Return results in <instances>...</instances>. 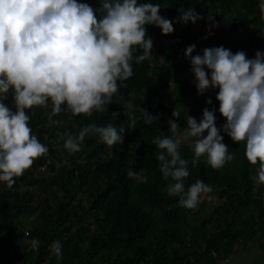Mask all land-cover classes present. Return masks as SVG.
Segmentation results:
<instances>
[{
	"label": "trees",
	"instance_id": "obj_1",
	"mask_svg": "<svg viewBox=\"0 0 264 264\" xmlns=\"http://www.w3.org/2000/svg\"><path fill=\"white\" fill-rule=\"evenodd\" d=\"M78 2L97 9L102 0ZM261 2L138 0L159 4V14L173 21L174 32L163 35L160 28L146 25L153 41L151 59L133 64L134 75L107 105L108 112L86 117L62 111L50 124L47 114L51 101L47 107L25 110L32 134L48 147V153L32 166L46 162L48 171L34 177L30 167L14 178L11 187L0 181V264H12V257L21 258V264H219L220 258L242 249L243 242L257 241L264 248V185L257 186L250 179L256 176L259 164L247 160L243 142H234L221 129L223 143L235 159L220 169L208 165L206 155L192 167L194 138L181 143V157L189 160L190 169L186 189L198 179L213 188L202 194L195 209L182 207L178 197L168 196L171 181L162 178L156 159L160 149L152 144L157 136L172 135L167 121L175 119V109L180 113L178 134L187 130L188 115L199 121L205 107L216 109L222 119L218 128L226 123L218 110L219 89L197 94L184 52L192 44L195 50L223 46L233 53L244 51L249 59L258 50L264 52ZM180 7L193 8L203 19L195 24L178 22ZM141 95L145 96L143 101ZM208 98L211 105L206 104ZM126 101L136 109L137 122L134 130H125L122 144L109 147L91 137L85 139L79 152L69 153L64 148L65 133L78 135L82 127L93 122L100 126L126 122ZM0 102L15 110L13 90L7 99L0 94ZM138 106L159 115V121L145 124ZM112 112L119 114L115 120ZM130 169L147 176V183L129 178ZM34 198L38 199L35 207L31 205ZM35 238L44 245L60 241L63 258L58 261L54 254L47 260L48 250L41 245L29 249Z\"/></svg>",
	"mask_w": 264,
	"mask_h": 264
},
{
	"label": "clouds",
	"instance_id": "obj_2",
	"mask_svg": "<svg viewBox=\"0 0 264 264\" xmlns=\"http://www.w3.org/2000/svg\"><path fill=\"white\" fill-rule=\"evenodd\" d=\"M259 7L264 15V0ZM160 8L159 4L138 0H102L97 9L78 0H0V94L7 99L12 89L15 106L13 110L0 102V181L11 187L14 178L48 153V147L32 134L26 109L47 107L51 101L47 114L50 124L62 111L86 117L108 112L107 105L134 75L133 64L151 59L153 41L146 25L160 28L163 35L174 32L173 21L161 16ZM178 11V22L183 24L203 19L193 8L180 7ZM195 49V44L187 46L184 55L191 62L197 94L218 88V110L226 123L218 128L216 109L205 107L199 121L188 115L187 130L178 134L180 113L175 109V119L167 121L172 135L152 140L160 149L156 159L162 178L171 181L168 196L178 197L179 205L188 209H195L202 194L213 191L200 179L185 187L189 160L181 157L179 148L188 138H194L192 167L206 155L207 164L220 169L235 159L223 143L222 129L234 142L244 143L247 160L259 164L256 176L250 179L257 186L264 185V52L258 50L249 59L244 51L233 53L223 46L206 47L202 54L193 55ZM137 50L142 54L136 55ZM144 98L140 96L142 101ZM206 104H212L211 98ZM123 107L126 122L103 126L93 122L82 127L78 135L65 133L64 148L69 153L79 152L85 139L91 137L109 147L122 144L125 130H134L137 122L132 102L126 101ZM138 108L145 124L159 121V115ZM111 115L115 120L119 114ZM127 176L147 183V176L140 171L130 169ZM38 243L30 241L33 249ZM52 250L58 261L63 258L60 241L52 243Z\"/></svg>",
	"mask_w": 264,
	"mask_h": 264
},
{
	"label": "rangeland",
	"instance_id": "obj_3",
	"mask_svg": "<svg viewBox=\"0 0 264 264\" xmlns=\"http://www.w3.org/2000/svg\"><path fill=\"white\" fill-rule=\"evenodd\" d=\"M202 50H195L193 55L196 53H201ZM188 62L191 64L190 60L187 58ZM187 109V108H186ZM216 116V126L222 123V119L219 117L218 113L215 112ZM204 135H207V131H205ZM243 248L236 251L232 256H230L229 261L227 262H219V264H253L255 262L264 261V248L257 241H249L243 242ZM240 247V246H239Z\"/></svg>",
	"mask_w": 264,
	"mask_h": 264
},
{
	"label": "built area",
	"instance_id": "obj_4",
	"mask_svg": "<svg viewBox=\"0 0 264 264\" xmlns=\"http://www.w3.org/2000/svg\"><path fill=\"white\" fill-rule=\"evenodd\" d=\"M47 171H48V168H47L46 162L45 163H40V164H37L35 166H31L30 175L34 176V177H41V176L46 175ZM37 202H38V199L34 198L31 201V205L33 207H35V206H37ZM34 215H36V214H34ZM30 219L33 220L34 216L32 218H30ZM25 234H28V230H25ZM35 239L39 242L38 245L44 246L48 250L47 260L55 254L53 252V250H52V244L44 245L43 243H41V241L39 239H37V238H35ZM28 248L29 249L32 248L31 244L28 246ZM236 248L237 247L235 246L234 250ZM213 256L216 257V254L214 252H213ZM229 259H230V256L222 257V258L219 259V262H227V261H229ZM10 261H11L12 264H21V262H22L21 258H19V257H12V258H10Z\"/></svg>",
	"mask_w": 264,
	"mask_h": 264
}]
</instances>
